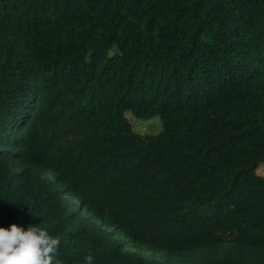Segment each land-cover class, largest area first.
<instances>
[{"label":"trees","instance_id":"trees-1","mask_svg":"<svg viewBox=\"0 0 264 264\" xmlns=\"http://www.w3.org/2000/svg\"><path fill=\"white\" fill-rule=\"evenodd\" d=\"M260 164L264 0H0V227H46L63 264H148L104 227L264 264Z\"/></svg>","mask_w":264,"mask_h":264},{"label":"clouds","instance_id":"clouds-1","mask_svg":"<svg viewBox=\"0 0 264 264\" xmlns=\"http://www.w3.org/2000/svg\"><path fill=\"white\" fill-rule=\"evenodd\" d=\"M40 225V224H39ZM61 244L46 227L13 223L0 227V264H63L58 257ZM91 254L84 257V264H92Z\"/></svg>","mask_w":264,"mask_h":264},{"label":"rangeland","instance_id":"rangeland-1","mask_svg":"<svg viewBox=\"0 0 264 264\" xmlns=\"http://www.w3.org/2000/svg\"><path fill=\"white\" fill-rule=\"evenodd\" d=\"M128 121L130 122V125L134 132L141 134V135H147V136H153L156 135L160 130V123L157 117H153L148 120H141L132 117L130 114L125 115ZM257 175L264 178V164H260L256 169ZM46 177L49 179H53V177L50 174H46ZM71 204V209L73 211H78L77 206L73 201ZM87 214L84 212L80 213V216H86ZM90 221L88 223H92L95 226L99 225V222L97 220L89 218ZM90 223V224H91ZM104 231L109 232L111 234V237L113 239L119 240L123 243L124 250L127 252H131L135 255H138L145 259L148 264H163V261L160 260L157 256L152 255L148 252L143 251L142 249H137L136 247L132 246L131 244H128L122 236L119 235L115 230L104 227ZM237 248L236 244L234 242H227L226 244L220 246L211 248L208 250L200 251L190 257L187 258L186 261H173L172 264H208L215 260L220 259L222 256L227 255L233 251H235ZM264 257V255H263Z\"/></svg>","mask_w":264,"mask_h":264}]
</instances>
